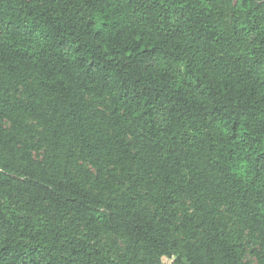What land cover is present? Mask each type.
Listing matches in <instances>:
<instances>
[{"label":"trees","instance_id":"obj_1","mask_svg":"<svg viewBox=\"0 0 264 264\" xmlns=\"http://www.w3.org/2000/svg\"><path fill=\"white\" fill-rule=\"evenodd\" d=\"M250 254L264 0H0V264Z\"/></svg>","mask_w":264,"mask_h":264},{"label":"rangeland","instance_id":"obj_2","mask_svg":"<svg viewBox=\"0 0 264 264\" xmlns=\"http://www.w3.org/2000/svg\"><path fill=\"white\" fill-rule=\"evenodd\" d=\"M237 230H239L238 228H236ZM241 234V233H240ZM246 241H248V240H246ZM248 261H250L251 263H253V264H255L256 263V260H255V258L250 254L249 256H248ZM167 264H170L171 262L170 261H168V260H166L165 261Z\"/></svg>","mask_w":264,"mask_h":264}]
</instances>
